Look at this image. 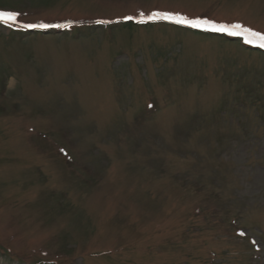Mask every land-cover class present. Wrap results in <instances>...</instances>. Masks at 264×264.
Masks as SVG:
<instances>
[{
	"label": "rangeland",
	"instance_id": "1",
	"mask_svg": "<svg viewBox=\"0 0 264 264\" xmlns=\"http://www.w3.org/2000/svg\"><path fill=\"white\" fill-rule=\"evenodd\" d=\"M0 11V264H264V0Z\"/></svg>",
	"mask_w": 264,
	"mask_h": 264
},
{
	"label": "snow or ice",
	"instance_id": "2",
	"mask_svg": "<svg viewBox=\"0 0 264 264\" xmlns=\"http://www.w3.org/2000/svg\"><path fill=\"white\" fill-rule=\"evenodd\" d=\"M19 13H10L0 11V22L3 23H15ZM144 14L141 13V16ZM126 20H132L133 17H125ZM149 20H167L172 21L178 25H187L191 28L203 29L205 31L211 32H223L232 36H240L244 38L245 43L256 45L260 48H264V34L254 31L246 26L239 23L233 24H223L216 23L207 19H190L186 16L180 14H170V13H152L148 15ZM97 23H105L104 21H97ZM66 26V25H65ZM23 28H47V27H59V25H47V24H23L20 25Z\"/></svg>",
	"mask_w": 264,
	"mask_h": 264
}]
</instances>
